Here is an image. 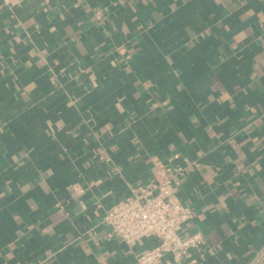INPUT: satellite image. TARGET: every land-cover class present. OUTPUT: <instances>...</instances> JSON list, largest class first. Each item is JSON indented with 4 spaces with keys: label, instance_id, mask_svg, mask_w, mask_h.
Returning <instances> with one entry per match:
<instances>
[{
    "label": "crops",
    "instance_id": "obj_1",
    "mask_svg": "<svg viewBox=\"0 0 264 264\" xmlns=\"http://www.w3.org/2000/svg\"><path fill=\"white\" fill-rule=\"evenodd\" d=\"M155 156L206 236L160 264H255L264 0H0V264H137L103 217Z\"/></svg>",
    "mask_w": 264,
    "mask_h": 264
},
{
    "label": "built area",
    "instance_id": "obj_2",
    "mask_svg": "<svg viewBox=\"0 0 264 264\" xmlns=\"http://www.w3.org/2000/svg\"><path fill=\"white\" fill-rule=\"evenodd\" d=\"M10 2L11 0H3ZM155 179L134 188L132 194L116 202L104 214L109 227L108 238L133 247L144 237H156L159 242L142 251L137 264H160L167 254L177 261L188 258L191 250L200 248L206 240L202 231L180 234L185 222L193 218L195 210L176 195L175 179L184 172L183 166H171L161 158H153ZM264 260V254L255 264Z\"/></svg>",
    "mask_w": 264,
    "mask_h": 264
}]
</instances>
